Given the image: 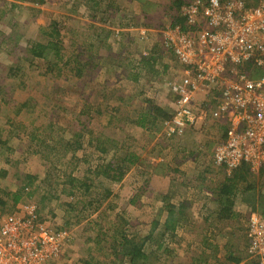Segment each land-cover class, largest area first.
I'll use <instances>...</instances> for the list:
<instances>
[{"label":"rangeland","instance_id":"1","mask_svg":"<svg viewBox=\"0 0 264 264\" xmlns=\"http://www.w3.org/2000/svg\"><path fill=\"white\" fill-rule=\"evenodd\" d=\"M42 1L40 4L41 0H0V221L7 215L16 213L18 207L22 206V209L26 204H35L43 222L55 232H67L69 235L62 254L50 264H80V260L85 259L90 249L103 250H97L99 254L96 252L95 255L104 264H108L110 258L106 251H109V244L97 245L92 240L102 227L106 230L108 224L124 211L127 212L125 217L135 225L127 229L129 234L137 232L146 236L153 221L161 223L155 232L156 239L146 247L149 255L146 264H213L211 252L215 253L214 260L228 264L226 255L229 251L246 258L241 264L258 262L247 250L246 212L236 205L239 215L243 217L229 221H220L218 215L212 214L220 212L218 190L214 189L221 187L224 176L210 161H213L212 155L216 148L227 140L229 131L225 136L226 129L228 130L226 118L215 117V110L209 107L204 109L194 126L186 128L183 134L172 139L166 135L168 121L159 120L152 125L151 130L143 132L146 134H142L144 140L139 146H135L138 147L140 166L131 168L120 183L106 182L101 187L97 182V189H91L83 197L78 191L75 196L64 195L62 185L53 184L55 190H51L52 181L49 180L50 184L45 182L47 173L52 177H62L64 172H70L74 168L72 165L63 166L67 164V160H60L64 150L60 146V155H55L53 147L62 133L66 134L68 140L73 131L82 130L85 118L79 119L78 114L85 101L104 112L99 116V111L96 114L95 109L92 113L93 123L89 124V128L95 133L104 134L103 140L110 138L116 141L118 137L119 140L124 137L123 131L118 128V119L110 121L112 117L116 118L112 110L117 107H123L124 113L139 116L141 108L152 101L162 108L174 111L175 100L168 90V84L180 81L183 76V66L178 60H170L167 53L161 52L163 58L157 68L146 73L143 66L140 75L138 70L135 72L132 69L131 64L136 57L143 59L147 52L146 42H140V33L147 34L151 30L153 41L161 40L163 29L176 22L183 26L185 20L181 12L194 0H119L121 6L118 10L114 9L118 14L109 18L107 24L103 22L99 10L96 15L90 14L87 0ZM261 1L264 2L246 0L251 8ZM55 21H62L66 29H70L65 32L61 27L66 35L65 45L69 57L71 54L80 55L85 62L89 58L95 59L96 66H89L91 73H87L90 82L86 80V75L84 80L75 78L74 72L69 78L66 76L67 71L61 78H57L56 73L46 70L44 60L32 57L31 45L45 43L48 39L45 31ZM112 22L117 26L111 25ZM90 24L118 31L119 36L109 38L108 45L95 44L91 47L89 43L95 41L94 38H89L92 34L88 31ZM71 28L73 34L70 32ZM70 60L72 61L71 58ZM166 61L171 63L170 70L166 73L161 71L154 78ZM12 66L21 68L18 75L16 72H13L14 75L10 74L9 68ZM72 67L70 64L69 68L74 69ZM112 91L114 95L111 94ZM200 93L207 96L204 101L214 102L208 96L213 93L212 88L207 87ZM214 93L218 94L217 89ZM121 96L124 97L123 103L116 99ZM25 101L29 106L20 110ZM196 103L201 105L199 100ZM48 124H52L54 129L47 133L48 127L45 126ZM30 126L45 130L47 136L42 138L46 139V145L40 144L41 141L35 144L36 140H31L29 133L33 129ZM65 127L67 130L63 129ZM116 146L117 143L108 156L88 148L92 168L95 170V166L107 164L116 153L117 159L122 157ZM45 156H51L50 160H46ZM101 157H105L104 161ZM195 158L209 162L202 168L207 170L204 180L192 174L196 172L198 160L194 162ZM53 164L55 168L50 169ZM181 167L188 174H185L186 178L196 180L192 183L183 180L182 185L178 183L179 180L174 182L175 177L179 178ZM82 168L85 169V166ZM93 175L91 174L92 178ZM76 176L82 179V175ZM256 180L259 181V176ZM25 187L29 191H22ZM166 191L168 194H165ZM15 193L23 196L22 201L17 204H14ZM93 198H96L98 205L85 210L81 223L76 224L77 219L73 214L84 210L82 199L88 202ZM178 204L183 206V212L188 216H178L177 213L176 216L187 219L190 226H185L183 231H176L174 238L167 237L166 242L164 239L158 240L168 217V208ZM262 205L264 207V201ZM95 207H98L99 212H93ZM103 213H107V216L100 219V214ZM215 236H218L217 240ZM159 244L162 245L161 249L157 247ZM167 246L170 248L165 251ZM157 253L162 255L157 256Z\"/></svg>","mask_w":264,"mask_h":264},{"label":"built area","instance_id":"2","mask_svg":"<svg viewBox=\"0 0 264 264\" xmlns=\"http://www.w3.org/2000/svg\"><path fill=\"white\" fill-rule=\"evenodd\" d=\"M182 15L183 26L161 32L164 47L183 66L181 80L168 84L176 99L166 135L174 137L194 126L211 107L207 101L197 105L196 95L209 87L216 96L217 89L213 115L226 118L229 133L215 150V164L229 173L244 163L255 168L264 161V75L254 79L239 67L264 65V2L251 8L242 0H195ZM147 38L143 32L141 40ZM21 207L0 221V264L57 260L68 233L55 232L43 222L35 204ZM247 234L250 254L264 264V219L252 215Z\"/></svg>","mask_w":264,"mask_h":264},{"label":"trees","instance_id":"3","mask_svg":"<svg viewBox=\"0 0 264 264\" xmlns=\"http://www.w3.org/2000/svg\"><path fill=\"white\" fill-rule=\"evenodd\" d=\"M96 1V2H95ZM110 2L112 0H109ZM195 1V0H194ZM193 1V2H194ZM206 1V0H204ZM102 2L104 0H87L86 5L87 8L90 10V14L96 15L98 13V10L101 12V18L103 17V22L107 24L108 19L112 18V16L115 14L114 9L118 10L117 7L112 5L110 2H106L108 4L102 5ZM113 2H119V0H113ZM191 2V3H193ZM244 3L245 7H250L251 5L246 2V0H242ZM262 2V1H261ZM260 2V3H261ZM36 3H38L36 1ZM43 3L41 0L40 4ZM189 3L188 5H190ZM259 3V4H260ZM186 5V6H188ZM253 6H258L257 4ZM101 7V8H100ZM182 13V12H181ZM116 15V14H115ZM114 15V16H115ZM113 16V17H114ZM107 17V18H106ZM178 21V20H177ZM66 23V21H65ZM178 22L172 24L173 26ZM114 27L117 26L113 22L111 23ZM175 25V26H176ZM49 26L50 28L46 29L45 33L48 35V39L46 40L45 43H36L31 45L30 52L32 54V57H34L37 60H44L47 64L46 70L50 73H56L55 76L57 78H61L63 74L68 72L66 76L70 78L72 76V73L75 78H82L86 75V80L90 82L89 75L91 73L89 66H96L95 59L89 58L86 62L85 60L80 56H75L71 54L69 57L67 55V47L65 45V32L69 31L66 29L64 23L62 24V21H55L52 22ZM64 29V33L62 32V28ZM74 28V27H73ZM92 32V34L89 36L91 40L94 38V43L90 42L89 45L91 47H94L95 44H100L101 46L108 45L107 43L109 41V38L113 36H119L117 32L108 29L107 27H97L95 24H90L89 30ZM73 34V30L71 28L70 31ZM147 44V43H146ZM98 49V48H97ZM74 52V51H73ZM153 58V66L155 67L156 63V54L151 55ZM72 59V61L70 60ZM75 63V65H74ZM70 64L73 65L74 69H70L69 66ZM72 67V68H73ZM9 70L11 71V75H14L13 72L18 73L21 71L20 67H10ZM65 71V72H64ZM248 71V70H247ZM89 72V73H88ZM89 75H88V74ZM15 75V76H16ZM156 75H159V72H156ZM263 76V75H262ZM69 78H66L67 81H69ZM63 79V78H62ZM84 80V78H83ZM87 82V81H86ZM88 83V82H87ZM59 91V89H58ZM105 92L103 95L105 96ZM111 94L114 95V91L111 92ZM112 95V96H113ZM118 102L123 103L122 100H124V97L121 96L120 98H116ZM29 106L28 102H24L20 106V110L22 108H26ZM95 105H92V103H89L85 101L83 104L79 114L78 118H85L84 123H82V130L81 131H73L72 134L70 135L71 138L66 140V134L62 133L61 137L56 140L55 145L53 147V152L55 155H60V146L64 150V154L62 155L61 153V158L60 160H67V164L65 165H72L74 168L69 172L66 171L63 174V179L61 180L62 177H55L47 173L45 177V182L47 184H50L51 190H55L53 184L56 186L62 185V192L63 194H67L69 196H75L77 191L83 195H86L88 192H90L91 189L96 190L98 185L103 187L105 186L106 182H112V183H120L123 181L125 176L130 172V169L135 167V166H140V157L138 156L137 146L142 143L144 140L143 135L145 136L146 134H143V132H148V130H151L153 128L152 125L157 123L159 120L160 121H170L173 116V110L168 109V108H162L158 106L157 104L153 103L152 101H148V104L145 107L141 108V114L138 115H129V113H124L123 107H117L113 109V113H115V117H112L110 121L113 119H118V128L123 131V139L119 140V137L116 139H104V134L100 135L99 133H95L93 129L89 128V124L93 123V115L92 113L94 112L95 109H97ZM98 109L96 114L98 113ZM104 112L99 111V116H101ZM117 113L119 116H117ZM109 124H111L109 122ZM126 124V125H124ZM112 125V124H111ZM32 127L33 131L29 133V137L31 138L32 141H35L39 144L40 141L42 145H46V139L42 138L44 136H47L45 133V130L42 131V127ZM47 133L54 129L52 124H48L45 126ZM140 128V129H139ZM64 130H67L66 127L63 128ZM139 129V130H137ZM28 131V129H26ZM141 131V132H140ZM141 133V134H140ZM143 134V135H142ZM49 135V134H48ZM142 135V137H141ZM173 137H170L169 139H172ZM117 143L118 148L120 152L122 153V157L116 158V154L110 159V162L107 164H102V165H97L95 166V170L92 168L91 163H90V157L88 153L90 152L88 148L93 149L99 154L106 155L108 156L112 149H114V144ZM88 151V152H87ZM70 154V155H69ZM51 156H45L46 160H50ZM102 161H104L105 157H101ZM85 166V169H83L82 166ZM261 165V166H260ZM259 167V172L256 170L255 173H259V175L255 174L253 170L251 169V165L244 163L242 164L239 168L234 170L232 172V175L230 177H227L224 182L221 184V187H219L218 191V201L219 204L222 206V211L224 212L222 216H226V218H229L227 215L228 213H232V208L235 205L234 198L236 194L239 192V187L240 184H246V186H249L251 188H254L255 184H258L261 186L263 189L264 187V161L260 164ZM62 166V165H59ZM55 166L54 164L51 165L50 169H54ZM93 169V170H92ZM91 174L93 175V178L91 177ZM76 175H82V179L77 178ZM259 176V181L257 182L256 178ZM52 178V179H51ZM55 178V183H53ZM51 180V181H49ZM49 181V182H48ZM253 184H250V183ZM27 190L29 191L28 187H25L22 189V191ZM57 191V188H56ZM98 191V190H97ZM22 195L21 194H14V204L19 203L22 201ZM99 202V199H97ZM95 202V203H94ZM25 203V202H24ZM100 204V203H99ZM98 203L96 201V198L90 199L88 202L84 201L82 199V206L84 210H78L73 214V217L76 218V224L81 223L82 221V216L85 213V210H88L90 207L97 206ZM102 206V204H100ZM15 210V209H14ZM13 210V211H14ZM263 211V210H262ZM93 212H99L98 207H95ZM168 217L166 218L164 224H163V229L161 230V236L159 237L160 239L158 240H163L166 242L167 237L169 238H174L175 233L177 231V226L176 224L180 221H182V218L176 216V212L174 211V207L171 206L168 208ZM127 212L124 211L123 213H120V215H117L115 219L112 220L110 224L106 227V230H104L105 227H102L100 231H98L97 235L95 236V239H93V243H96L97 245H100L102 243H108L109 247L108 250L106 251L108 253V256L110 258L108 264H146L149 255L146 252V247L150 243V241H154L157 237L155 235L156 231L158 230L157 228L161 225L159 221H153L151 228L149 229V232L146 236H142L139 233H134V234H129L128 228L131 226H135L133 221H131L129 218H126ZM263 218H264V211L262 212ZM40 216V212L38 214ZM107 216V213L100 214V219L104 218ZM41 218V216H40ZM103 222L105 220H102ZM99 222V221H98ZM97 222V223H98ZM102 225V224H101ZM130 227V228H131ZM248 233V231H247ZM248 237V234H247ZM249 243L250 239L248 237ZM90 239L87 240L89 242ZM162 242V243H164ZM168 242V241H167ZM161 243V244H162ZM249 243H248V252H249ZM159 249L162 248V245L159 244ZM170 247L167 246L165 248V251H168ZM217 248V246L215 247ZM93 249H90L87 254V256L82 258L80 260V264H104V261H101L99 257H97L95 254L96 252L98 253L101 249H97L96 251H92ZM99 254V253H98ZM227 254V253H226ZM244 254V253H243ZM250 254V252H249ZM249 254L247 256H249ZM157 256H161L158 253L156 254ZM214 255L215 253L211 252L210 257L213 259V264H221L217 259L214 260ZM252 255V254H250ZM226 262L228 264H241L246 258H242L241 256H237L234 254L233 251H229L228 254L226 255ZM254 256V255H252ZM216 257V256H215ZM256 257V256H254ZM257 258V257H256ZM258 259V258H257ZM258 262H251L252 264H261L259 260ZM250 263V264H251Z\"/></svg>","mask_w":264,"mask_h":264},{"label":"crops","instance_id":"4","mask_svg":"<svg viewBox=\"0 0 264 264\" xmlns=\"http://www.w3.org/2000/svg\"><path fill=\"white\" fill-rule=\"evenodd\" d=\"M110 2L109 0H104V4L106 3V2ZM96 2V1H95ZM97 2H98V0H97ZM108 3H106V4H108ZM112 5H114L115 7H120L121 5H119V3L121 4V1H119V2H113V0L110 2ZM123 3V2H122ZM115 13H116V15L118 14V12H116L115 11ZM181 17V16H180ZM181 22H182V20H181ZM180 22V23H181ZM179 23H177V25H178ZM176 25V24H175ZM174 25V26H175ZM184 25V24H183ZM173 26V25H172ZM117 33H119L118 31H116ZM162 34V33H161ZM147 39L145 40H141L140 38H141V33H140V35H139V39H140V42H143V43H147V45H146V47H145V49H146V51L147 52H145L144 53V57H143V59H139V58H135V61H134V65L133 64H131L132 65V69L136 72L137 70V72H138V74L140 75V71L142 70V67L144 66L145 68H146V73H149V71L151 72L152 71V69L153 68H157V66H158V63L159 62H161V60H162V54H161V52H165V53H167V58H171L170 60H172V59H176L177 60V58H176V56L174 55V53L172 52V51H170V50H167L165 47H164V44H163V38H162V36H161V40H155V41H153L154 40V35H153V33H151V30H150V32L148 31L147 32ZM153 54H156V65H155V67L153 66V58L151 57V55H153ZM166 55V54H165ZM167 62H169V61H166L165 63H163V65H162V68H161V70H157V72H159V74H161V71L162 72H164V73H166L167 71H169L170 70V68H171V63H167ZM111 65H112V63H111ZM110 65V66H111ZM239 69H242V70H244L246 73H248V75L251 77V78H254V79H256V78H259V77H261L262 75H264V65L263 66H256V65H254V64H252V63H246L245 65H243L241 68L239 67ZM248 70V71H247ZM135 74V73H134ZM134 77L136 78V74L134 75ZM154 78H156V73H155V77ZM154 80V79H153ZM171 82H174V81H171ZM170 83V82H169ZM165 86H167V83L165 84ZM170 94V93H169ZM211 94V93H210ZM210 94L208 95L209 96V98L210 99H214V102L212 101V103H211V107H210V109H212V110H216V105H217V100H216V96H210ZM171 95L174 97V100L176 99V97H175V95H173L172 93H171ZM148 97V100H151V99H149L150 97L149 96H147ZM207 97V96H206ZM206 97H204V95H202L201 93H198L197 95H196V99H195V102H198V100H199V102L200 103H202L203 101H204V99L206 98ZM225 124H227L226 122H225ZM227 126V125H226ZM227 133H228V130L226 129V133H225V136H227ZM188 157V156H187ZM212 158H213V161H210L211 163H213L214 164V167H215V169H218V171L220 172L221 171V173L223 174V176H224V180L227 178V177H230L231 175H232V173H229L225 168H223V167H219V166H217L216 164H215V161H214V153H213V155H212ZM196 160H198V161H196ZM196 161V167H195V170H196V172L195 173H192V174H196V175H198L199 177H201L203 180L204 179H206L205 178V176H206V174H207V170H203L202 168L203 167H205V164H207V163H209L208 162V160H207V163H205V162H202L201 161V159H198V158H195L194 159V162ZM186 163V162H185ZM184 163V164H185ZM183 164V165H184ZM259 166V165H258ZM255 167V168H253L252 166H251V169L253 170V172L255 173V171L257 170L258 172H259V167L261 166H259V167ZM180 175H179V178H177V177H175L174 178V182L175 181H178L179 180V184L180 185H182L183 184V180L184 181H186V180H188V181H190L191 183H192V181H195L196 179H194V178H186L187 176H188V174L185 172V169L183 168L182 169V167H181V169H180ZM185 174H187V176H185ZM226 174H227V176H226ZM224 180L221 182V184L224 182ZM195 183V182H194ZM250 184H253L252 182L250 183ZM264 185V184H263ZM239 189V192L236 194V196H235V198H234V202H235V205L233 206V208H232V213H228V217L229 218H226V216H222V214L224 213L223 211H222V206L220 207V212L219 213H216V212H211L212 214H214L215 213V215H218L219 217H220V221H229L230 219H234V218H241V217H243V216H241V215H239V211L235 208L236 207V205L237 206H239L240 207V209L244 212H246V222H247V225H245V226H247L246 227V231H245V234H246V237H247V231H248V226H249V221H250V217L252 216V215H256V216H260V217H262L263 218V215H262V209H264V207H263V205H262V203H263V201H264V187H263V189L261 188V186L260 185H258V184H255L254 185V188H251L250 186H249V189H248V186H246V184H240V187L238 188ZM219 191V188H216L215 187V189H214V191ZM165 194H168V192L166 191V193ZM180 196V195H179ZM179 196H177V197H179ZM166 197H168V196H166ZM165 197V198H166ZM169 197H170V195H169ZM172 198V197H171ZM179 205V204H178ZM176 205L175 207H174V211H175V209H177L175 212L178 214V216H183L184 217V215H187V213H184L183 212V206L182 205ZM38 208V207H37ZM260 208H262V209H260ZM39 210V209H38ZM190 215V214H189ZM188 216V215H187ZM183 217H181L182 218V221H180V222H178L177 224H176V226H177V231L178 230H180V231H183L184 230V228H185V226H190V223H188L189 221H187V219H185V218H183ZM224 220H223V219ZM247 218H248V220H247ZM264 219V218H263ZM198 222H200V221H198ZM183 233V232H182ZM215 238H216V240H217V238H218V236H215ZM214 238V239H215ZM247 240H248V237H247ZM212 241V240H211ZM213 242V241H212ZM248 243H249V240H248ZM52 263V262H51Z\"/></svg>","mask_w":264,"mask_h":264}]
</instances>
